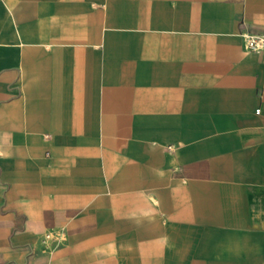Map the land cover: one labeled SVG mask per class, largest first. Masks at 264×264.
<instances>
[{"label":"crops","instance_id":"crops-1","mask_svg":"<svg viewBox=\"0 0 264 264\" xmlns=\"http://www.w3.org/2000/svg\"><path fill=\"white\" fill-rule=\"evenodd\" d=\"M245 33L264 0H0V264H264Z\"/></svg>","mask_w":264,"mask_h":264},{"label":"built area","instance_id":"built-area-1","mask_svg":"<svg viewBox=\"0 0 264 264\" xmlns=\"http://www.w3.org/2000/svg\"><path fill=\"white\" fill-rule=\"evenodd\" d=\"M245 46L249 50H260L264 48V34H244ZM50 234L46 235L49 238Z\"/></svg>","mask_w":264,"mask_h":264}]
</instances>
